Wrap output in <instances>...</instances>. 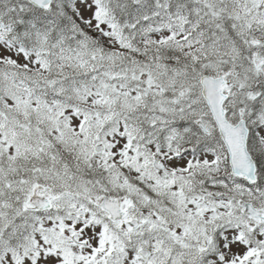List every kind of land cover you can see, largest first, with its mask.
<instances>
[{
  "label": "rangeland",
  "instance_id": "rangeland-1",
  "mask_svg": "<svg viewBox=\"0 0 264 264\" xmlns=\"http://www.w3.org/2000/svg\"><path fill=\"white\" fill-rule=\"evenodd\" d=\"M195 1L204 8L201 17L205 23H209L212 17L219 16L225 12L236 19L242 18L244 23L240 25L244 26L246 21L251 19H255L257 24L260 25L258 26L257 34L250 36L248 39V47L252 55L248 68H237L238 64H236V59L234 60L233 57L239 56V46L233 42H224L220 38L209 40L198 47L197 56L199 59L196 62H199L200 59L205 60L210 72L221 75L228 81L225 86V92L229 95L226 109L227 116L232 122L237 121L242 115L250 118L249 115L256 114L260 127L254 129V131L258 139L263 142L264 92L258 85H254L253 77L264 74V0ZM76 9L78 14L88 21L89 25L96 26L95 7L89 0L77 3ZM156 35L157 37H162L166 36L167 33L158 32ZM97 53L88 51L86 59L82 60L79 58L74 64L76 67H80V65L86 67L85 62H91L96 67L99 63L103 65L93 75L94 82L98 83L99 90L92 84L90 89L81 96L74 89V96L86 106V109L94 112L93 116L98 121L105 117H111L114 111L106 110V107L111 103L105 104L103 91L105 87L110 90L111 83L118 76L122 77V81H125L124 76L128 75L135 83L140 82L143 84L145 94L151 95L152 101L148 103L151 112L149 115L151 124L156 131L162 132L164 136L165 148L158 152L157 155H154L155 147L152 140L155 138V134L150 133L148 135L150 139L138 135L136 140L141 143L139 149H137V145H132L129 142V129H116L115 123L111 131L106 130L98 133L100 143L105 145V151L96 154L93 151L95 144L91 148L92 162L97 166L103 164L108 169L104 179L103 191L108 186L110 190H113L115 186L129 188L123 172H130L134 177L142 176L145 183H147V188L152 193V197L155 196L152 198L151 205L154 207L156 220L144 218V225L141 230L132 232L130 240L134 250L142 247L150 250V264H180L182 255H187L191 259L196 255L194 250L190 248L195 237L200 239L198 241V252H205V248L208 251L211 249L215 250L216 259L213 264H261L257 261V258L264 259V225L249 221L244 216L242 209L239 208V203L241 201L254 202L258 208L263 210L264 191L261 192L262 195L259 197L254 195L255 192L248 188L234 187L233 192L238 196V199H233L230 196L217 197V192L225 193L224 195L230 194L225 189H221L223 187L221 180L219 178L215 179L216 175L220 176L217 158L204 153H200L196 157L187 153L181 157L169 154H173L168 151L171 142L175 139L179 140L178 132L173 127L174 118H192L196 123L205 125L210 133L215 130V124L200 95V86L197 85V82L190 81L189 75H170L164 72H148L147 70L136 68L130 69L128 73H118L111 67V62L115 58L113 52ZM0 57L11 59L20 68L32 67V59L23 57L12 47L0 45ZM106 62L108 65H106ZM224 65L228 67V70H223ZM249 71H252V73H248ZM70 81L67 78L66 82H58L59 88H63ZM114 89L119 93L123 91V86L116 84L115 81ZM166 91H169L171 95H166ZM129 96V100L137 99V96L132 91L129 92ZM123 98V101H127L125 100L126 97ZM20 102H22V98H20ZM12 104L11 101H8L9 107ZM18 108L19 99L16 104V111ZM56 110H60V112L54 116L53 112ZM66 111L64 107L52 106L49 114L50 118L45 113L33 112L31 118L35 123H31V130L26 131L24 135L28 136V134L39 132L42 135V139L39 142L23 138V131L20 128H17L16 125L10 127L12 126L11 123L8 121L4 123V119L0 118V158H3V154H6L8 156L6 161H8L9 158L24 156L25 153L37 154L39 150L35 147L36 143L40 144V150L49 148L50 137L55 138L59 134L57 130L51 129L55 124L59 123V118L56 117H63V113H66ZM79 119V115H71L63 120L62 125L75 129ZM36 122H47L48 126H43ZM217 141L214 139V143L218 146ZM155 158L165 160L169 171L167 172L169 175L168 179L159 178L156 173H151L153 172L152 170L146 168L145 165L143 166L142 163L145 164L148 160L151 165ZM191 161L193 167L187 175L183 176L175 173L176 170H181L189 165ZM36 171L35 177L37 181L32 184H25L27 195L22 198L23 204L25 208H29L30 196L34 193L50 194L54 197L56 212H54L53 218L43 217L39 220L34 217L36 223L43 222L44 225L54 228L56 233L59 232V237L53 236L50 240L57 238V244L62 245L65 240L70 243L68 236H76L77 240L86 243L87 247L72 246V251L82 256L85 260L93 259L94 264H104L109 260L110 256L111 264L112 256L114 264H127V261H129V264L139 263L135 258H132L133 253L130 251L125 250L122 252L116 248L117 239L113 237V234L120 232L118 226H110L104 220L89 223L90 211L84 203L79 201V198L68 195L67 188L69 185L66 184L67 180L55 177L46 167H41ZM202 184L209 187L208 193L202 188ZM192 192H196V194H192ZM184 193H188V195H184ZM101 197L93 194L87 200L95 203ZM123 200L126 207H131V204H133L130 200ZM146 200V195L142 194L138 197L137 203L142 204ZM58 211L63 214L60 215ZM164 224L166 226L170 225V228L164 227L165 236L170 235L174 242L179 244L180 251L165 252V249L157 245L158 240L150 236L155 226L162 227ZM221 225L224 228L221 232L223 234L217 241L215 240L216 243L213 246L212 237L201 239L205 228H213L217 232L219 228H222ZM243 228L253 231L258 244L255 246H245L243 244L241 236V229ZM169 240L166 241L167 245ZM159 241L163 242V240ZM52 247L47 239L37 233L32 240V251L29 255L30 257L31 255L35 256L36 259H30L28 256L18 264H61L63 262V257L61 256L64 253L63 250L60 249V252L54 251V253H51L49 251ZM115 253L118 254L119 258L116 259ZM120 253L126 254L125 260L120 256ZM0 264L14 263L9 257H6Z\"/></svg>",
  "mask_w": 264,
  "mask_h": 264
},
{
  "label": "trees",
  "instance_id": "trees-1",
  "mask_svg": "<svg viewBox=\"0 0 264 264\" xmlns=\"http://www.w3.org/2000/svg\"><path fill=\"white\" fill-rule=\"evenodd\" d=\"M111 1L113 2L112 5H114L112 17L116 18L118 25L122 26L120 30L123 32L130 29L126 24L128 21L130 23L134 21L137 24L136 30L142 32L143 30L149 31L152 24L156 27L172 31L169 36L159 41L146 40L144 37L136 41L135 47H137V50L135 52V58H138L140 64L144 66L145 64L159 63L165 65L168 72L177 74L185 72L190 74L192 78L194 76L195 79L202 72V69H205V66H203L205 62L200 60L199 62H193L196 51L194 38L196 32L200 30V20H198V15L195 10L197 5L193 0ZM104 2H107V0ZM102 5L105 6V3H102ZM27 7L28 5L24 0H0V38H3L9 45L15 43L18 49L25 55L36 54L35 68L33 70L27 69L29 73H26L28 76L24 78V81H30L26 84L28 85L27 92L29 97L34 96L33 99L36 101L38 107L45 103L50 104L53 101H60L67 108H71L75 100L71 98L70 90L66 89L63 91L62 89H57L55 80L67 78L65 76L66 73L73 72L76 75L78 74L73 69L71 70V67L67 68L68 71L62 70L63 64L67 62L72 54L70 52L65 55L62 42H64L69 32L67 24L71 25V21H77L74 12L73 10L66 9L60 10L58 13L54 10L42 11L33 7ZM107 10L105 9L103 12L106 16ZM16 11H21L23 17L18 18L15 15ZM28 19L30 20L29 28L22 25L26 24ZM232 21L234 20L224 17L216 19L213 24H222L227 30H224L226 34L233 36L231 30ZM13 26H15V30L12 29L10 31ZM173 31H176V33L174 34ZM19 32H26V36L19 38ZM42 39L47 45L56 49L58 57L55 60L57 61L61 58L59 63L62 65H59L56 61L53 63L49 58L41 56L36 51ZM89 42V45L94 48L108 47L105 38L96 33L92 35ZM91 71L93 70L88 68L86 70H80V73L90 76ZM19 72H22V70L12 63L11 60L0 58V88L3 85H9L14 88L17 83L23 81L22 75L18 74ZM84 86L86 87V84ZM76 104L78 105L79 103L76 102ZM67 150V156L74 158L75 147L73 148L70 145ZM53 151L64 159L65 151H63L62 146L55 144L51 152ZM25 156L32 159L28 155ZM223 156H225V152ZM44 157L46 158V163H51L48 161L46 155ZM22 158L23 156H17L15 159H11V162L20 171L25 169L24 166H27V170L31 165L30 163L24 162ZM61 158H58L60 163L63 162ZM254 158L258 167L259 179L253 188L262 189V186H264V157L254 155ZM3 159L6 158L4 157ZM1 164L4 165V162ZM54 168L58 169V166L55 165ZM86 169L87 172L90 171V168ZM19 175L22 177L24 173L13 174L10 180L14 181L16 176ZM91 177L98 178V176ZM15 194V192L11 193L9 191L4 181L0 182V233L3 238L10 241L9 243L13 245L19 244L21 247H25L28 244V240H30V228L29 223H25L27 219L24 218L23 213L10 218L7 213L2 214L3 209H5L3 203L9 201L11 195ZM12 204L16 205L15 202H12ZM24 233L27 237H24Z\"/></svg>",
  "mask_w": 264,
  "mask_h": 264
},
{
  "label": "water",
  "instance_id": "water-1",
  "mask_svg": "<svg viewBox=\"0 0 264 264\" xmlns=\"http://www.w3.org/2000/svg\"><path fill=\"white\" fill-rule=\"evenodd\" d=\"M30 1L36 5H40L43 7H47L50 3V0ZM221 83V79H213L207 76L202 77V94L207 100L215 123L217 124L219 132L223 137L226 149L228 151L229 163L233 173L240 176L244 175L249 183H254L256 181L254 175L255 164L245 147L247 131L244 129L242 122L240 123V125H237L234 128L227 124L224 118V111L221 106L223 100L225 99V96L221 92ZM99 149H101V147L96 148V150ZM156 167L160 168L159 165H156ZM162 176L164 177L165 175L162 174ZM32 204L38 210H44L50 207L49 201L42 200L40 196L34 197L32 200ZM244 205L246 207V214H248L253 219L260 218L259 210L255 209L249 203H245ZM99 206L108 211L111 215V219L114 221L118 218L121 219L125 214L121 211L119 200L104 198ZM139 253L142 254L144 258H146L148 255L146 251H140Z\"/></svg>",
  "mask_w": 264,
  "mask_h": 264
}]
</instances>
